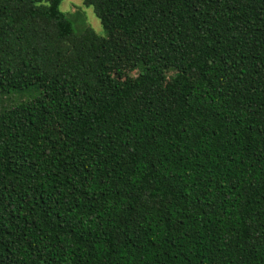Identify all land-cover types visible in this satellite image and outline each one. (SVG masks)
<instances>
[{"label":"trees","instance_id":"1","mask_svg":"<svg viewBox=\"0 0 264 264\" xmlns=\"http://www.w3.org/2000/svg\"><path fill=\"white\" fill-rule=\"evenodd\" d=\"M0 0V264H264V0Z\"/></svg>","mask_w":264,"mask_h":264},{"label":"rangeland","instance_id":"2","mask_svg":"<svg viewBox=\"0 0 264 264\" xmlns=\"http://www.w3.org/2000/svg\"><path fill=\"white\" fill-rule=\"evenodd\" d=\"M61 10L70 19L77 32H80L85 27H91L99 35L105 36L106 30L104 29L101 21L94 13L92 7H87L84 0H63ZM39 89H26L24 91H13L10 95L3 98L0 97V104L7 103L8 106H13L22 101H27L39 95Z\"/></svg>","mask_w":264,"mask_h":264}]
</instances>
